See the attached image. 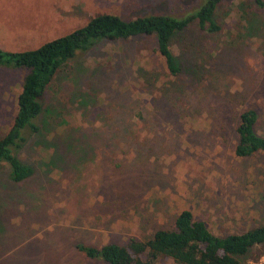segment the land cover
I'll use <instances>...</instances> for the list:
<instances>
[{"label": "rangeland", "instance_id": "374dc122", "mask_svg": "<svg viewBox=\"0 0 264 264\" xmlns=\"http://www.w3.org/2000/svg\"><path fill=\"white\" fill-rule=\"evenodd\" d=\"M223 0L217 32L191 22L170 40V77L151 35L76 53L41 98L14 183L0 167V264H105L77 246H124L168 230L181 210L216 236L264 226V155L233 154L239 112L264 136V0ZM194 0H0V49L32 50L99 14L173 15ZM25 68L0 67V137ZM264 249V247H263ZM253 247L240 260L254 264ZM153 264H173L168 258Z\"/></svg>", "mask_w": 264, "mask_h": 264}, {"label": "trees", "instance_id": "16d2710c", "mask_svg": "<svg viewBox=\"0 0 264 264\" xmlns=\"http://www.w3.org/2000/svg\"><path fill=\"white\" fill-rule=\"evenodd\" d=\"M223 0H194L193 7L177 16L150 14L123 20L112 14H99L64 36L57 37L32 50L6 52L0 49V67L25 68L20 92L16 96V111L6 132L0 137V167L8 169V179L14 183L29 178L31 167L23 164L18 152L28 135L38 132L35 119L41 112V98L58 70L76 53L89 50L100 40H126L140 35H151L156 51L162 58L170 77L179 73V65L170 49V40L191 22L200 30L217 32L215 9ZM262 6L260 0H254ZM257 116L251 109L239 112L235 127L236 142L233 154L245 158L252 154L264 155V136L255 132ZM264 247V226H255L239 234L214 235L202 221L194 220L191 212L181 210L170 229L156 230L151 238L139 241L129 238L124 246L106 244L99 248L78 245L87 258L105 264H153L168 258L173 264H243L241 258L253 248ZM258 251L254 261L262 254Z\"/></svg>", "mask_w": 264, "mask_h": 264}, {"label": "built area", "instance_id": "2783aa9c", "mask_svg": "<svg viewBox=\"0 0 264 264\" xmlns=\"http://www.w3.org/2000/svg\"><path fill=\"white\" fill-rule=\"evenodd\" d=\"M254 264H264V249H263L261 256L258 258V260Z\"/></svg>", "mask_w": 264, "mask_h": 264}]
</instances>
